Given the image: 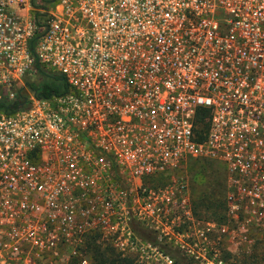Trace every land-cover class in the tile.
<instances>
[{
  "label": "built area",
  "instance_id": "obj_1",
  "mask_svg": "<svg viewBox=\"0 0 264 264\" xmlns=\"http://www.w3.org/2000/svg\"><path fill=\"white\" fill-rule=\"evenodd\" d=\"M39 69L68 91L36 98ZM0 103L2 263L89 264L96 237L133 264H242L264 243V0H0ZM195 159L225 169L223 223L193 211Z\"/></svg>",
  "mask_w": 264,
  "mask_h": 264
},
{
  "label": "trees",
  "instance_id": "obj_2",
  "mask_svg": "<svg viewBox=\"0 0 264 264\" xmlns=\"http://www.w3.org/2000/svg\"><path fill=\"white\" fill-rule=\"evenodd\" d=\"M27 86L36 98L43 100H49L53 96L68 91V85L64 78L47 69H39L37 80L29 82ZM14 109L15 107L0 103V111L4 113L14 112ZM209 117L210 112L205 108L198 109L195 114L194 131L196 140L199 142L206 137L209 129ZM185 170L189 177L191 204L195 215L223 223L226 212V173L223 165L211 160L195 159L187 162ZM188 170L193 172V178L188 174ZM159 182H164V180L160 178ZM141 232L144 234L143 231ZM85 246L87 253L92 255L95 264L132 263L130 258L122 257L113 248L98 245L96 237L88 239ZM169 253L175 261L177 260L176 263L191 264L178 251H170ZM262 261H264V253L255 251L242 264H262Z\"/></svg>",
  "mask_w": 264,
  "mask_h": 264
},
{
  "label": "rangeland",
  "instance_id": "obj_3",
  "mask_svg": "<svg viewBox=\"0 0 264 264\" xmlns=\"http://www.w3.org/2000/svg\"><path fill=\"white\" fill-rule=\"evenodd\" d=\"M34 80H35L34 78L29 77V81L34 82ZM36 80H37V78H36ZM214 167H216V166H214ZM186 174H187V171H186ZM188 174H190L191 178H193V172L192 171L188 170ZM98 245H101V247H109L108 245L105 246L102 243H98ZM253 247H254V249H256L257 252L259 251V253H264V243L263 242L255 243V245ZM173 253H174V255H176L175 252H173ZM87 254H88V263L89 264H95L93 258L91 257L92 255L90 253H87ZM177 255H178V253H177ZM179 256H181V255H179ZM130 260H132V259H130ZM0 264H25V263H23L22 261H13V262H10V263H2V261L0 260ZM31 264H77V262L75 260L67 257V255H65V253H62V254H59L57 256H53L50 259H45V260L36 259V260H33ZM131 264H133V260H132ZM176 264H180V263H176ZM262 264H264V261H262Z\"/></svg>",
  "mask_w": 264,
  "mask_h": 264
}]
</instances>
